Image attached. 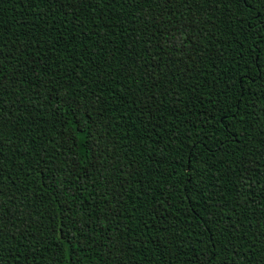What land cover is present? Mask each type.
Returning a JSON list of instances; mask_svg holds the SVG:
<instances>
[{"label": "trees", "instance_id": "trees-1", "mask_svg": "<svg viewBox=\"0 0 264 264\" xmlns=\"http://www.w3.org/2000/svg\"><path fill=\"white\" fill-rule=\"evenodd\" d=\"M0 264H264V0H0Z\"/></svg>", "mask_w": 264, "mask_h": 264}, {"label": "snow or ice", "instance_id": "snow-or-ice-1", "mask_svg": "<svg viewBox=\"0 0 264 264\" xmlns=\"http://www.w3.org/2000/svg\"><path fill=\"white\" fill-rule=\"evenodd\" d=\"M244 3H247V0H243Z\"/></svg>", "mask_w": 264, "mask_h": 264}]
</instances>
